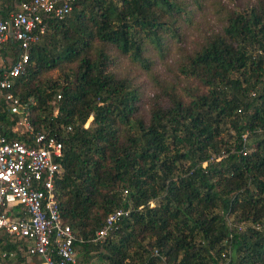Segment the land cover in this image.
Wrapping results in <instances>:
<instances>
[{"label":"trees","instance_id":"16d2710c","mask_svg":"<svg viewBox=\"0 0 264 264\" xmlns=\"http://www.w3.org/2000/svg\"><path fill=\"white\" fill-rule=\"evenodd\" d=\"M18 53L0 45V76ZM6 92L7 138L61 143L54 197L77 264H264V0H75L9 89L28 128L12 131ZM27 257L0 233V264Z\"/></svg>","mask_w":264,"mask_h":264},{"label":"built area","instance_id":"2783aa9c","mask_svg":"<svg viewBox=\"0 0 264 264\" xmlns=\"http://www.w3.org/2000/svg\"><path fill=\"white\" fill-rule=\"evenodd\" d=\"M75 0H25L3 12L0 0V45L16 42L19 53L0 76V90L10 113L29 127L25 105L9 92L13 79L22 73L28 50L48 29L49 19H61ZM87 122L84 123V126ZM14 127L12 131H16ZM28 142L0 130V233L26 243L28 256L40 264H77L73 242L76 237L59 216L54 197V180L60 173L61 143L43 131L32 132ZM128 216L127 210L109 213L91 241L100 242Z\"/></svg>","mask_w":264,"mask_h":264},{"label":"rangeland","instance_id":"374dc122","mask_svg":"<svg viewBox=\"0 0 264 264\" xmlns=\"http://www.w3.org/2000/svg\"><path fill=\"white\" fill-rule=\"evenodd\" d=\"M187 37H188V39L190 38L189 35H188ZM3 63H4V60L2 59V57H1V55H0V66H2ZM124 69L127 70L128 67H127V66H124ZM132 73L135 75L137 72L135 73V71H132ZM132 73H131V74H132ZM137 75H138V74H137ZM138 80H139V81H144V80H145V76H144V75H138ZM88 121H89V119H88ZM15 129H16L17 131H18V130L21 131V130L24 129V125L21 124V123L19 122V124H17V126H16ZM27 260H28L29 264H38V261H37L35 258H32V256L27 257Z\"/></svg>","mask_w":264,"mask_h":264},{"label":"crops","instance_id":"0c3cea01","mask_svg":"<svg viewBox=\"0 0 264 264\" xmlns=\"http://www.w3.org/2000/svg\"><path fill=\"white\" fill-rule=\"evenodd\" d=\"M32 258H35V259L38 261V264H40V261H39L36 257H33V256H32Z\"/></svg>","mask_w":264,"mask_h":264}]
</instances>
